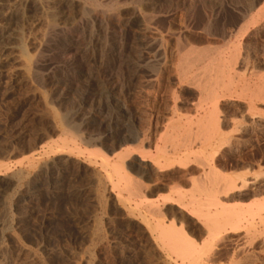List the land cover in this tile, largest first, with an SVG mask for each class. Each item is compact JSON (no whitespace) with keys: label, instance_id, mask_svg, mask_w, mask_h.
<instances>
[{"label":"rangeland","instance_id":"obj_1","mask_svg":"<svg viewBox=\"0 0 264 264\" xmlns=\"http://www.w3.org/2000/svg\"><path fill=\"white\" fill-rule=\"evenodd\" d=\"M263 87L264 0H0V264H264Z\"/></svg>","mask_w":264,"mask_h":264},{"label":"bare ground","instance_id":"obj_2","mask_svg":"<svg viewBox=\"0 0 264 264\" xmlns=\"http://www.w3.org/2000/svg\"><path fill=\"white\" fill-rule=\"evenodd\" d=\"M195 58L197 59V57H195ZM190 60H191V59H190ZM185 62H186V61H185ZM189 62H190V61H189ZM189 62H188V63H189ZM190 63H191V62H190ZM193 63H194V61H193ZM182 65H183V64H182ZM191 65H192V64H191ZM192 66H193V65H192ZM184 71H185V70H184ZM183 74H184V73H183ZM263 88H264V87H263ZM263 90H264V89H263ZM213 91H214V90H213ZM262 94H263V93H262ZM211 96H212V94H211ZM256 96H257V95H256ZM208 97H209V96H208ZM252 97H253V96H252ZM206 98H207V97H206ZM209 98H210V97H209ZM255 100H256V99H255ZM173 114H174V113H173ZM208 114H209V113H208ZM208 118H209V116H208ZM199 119H200V118H199ZM201 122H203V121H201ZM201 122H200V123H201ZM200 123L197 122V124H200ZM207 123L209 124V122H207ZM213 123H214V122H213ZM207 127H208V126H207ZM207 127H206V128H207ZM206 128H205V129H206ZM198 130H199V129H198ZM206 132H207V131H206ZM199 135H200V134H199ZM189 138H190V137H189ZM199 141H200V140H199ZM205 141H206V140H205ZM184 143H185V142H184ZM192 143H193V142H192ZM198 143H199V142H198ZM203 143H204V142H203ZM189 144H191V141L189 142ZM181 145H182V144H181ZM190 146H191V145H190ZM185 147H186V146H185ZM188 147H189V146H188ZM191 149H193V147H192V148H191V147H189V148H185L184 151H186V152H188L189 150L192 151ZM181 151H182V150H181ZM164 152H165V151H164ZM164 152H163V153H164ZM179 153H180V152H179ZM181 153H182V152H181ZM188 153H189V152H188ZM188 153H187V154H188ZM173 154H174V153H173ZM187 154H186V156H184V157H181L182 155H181V156H176V157H173V156L171 157V155H169L170 157H168V156L165 157V158L163 159V160H164V164H161L160 168H167V167H169V166H173L174 163H176V162H178V163H179V162H182L183 159H184V161H185V160H189L190 158H189L188 156H190L191 154H190V155H187ZM178 160H179V161H178ZM189 161H190V160H189ZM195 161H196V160H195ZM187 162H188V161H187ZM162 163H163V162H162ZM188 163H189V162H188ZM202 163H203V162H200L201 165H202ZM176 164H177V163H176ZM190 164H191V163H190ZM211 170H212V169H210V171H211ZM210 171H209V172H210ZM136 173H137V172H136ZM212 173H213V172H212ZM204 174L206 175V173H204ZM208 174H209V173H208ZM208 174H207V175H208ZM150 175H151V174H150ZM211 176H212V175H211ZM209 177H210V175H209ZM196 178H197V177H196ZM200 178H201V177H200ZM204 178H205V177H204ZM181 179H182V178H181ZM186 179H187V178H186ZM211 179H212V178H211ZM222 179H223V178H222ZM192 181H193V180H192ZM187 182H189V181H187ZM211 182H212V181H211ZM211 182H210V184H211ZM197 183H198V182H197ZM216 183H217V181H216ZM180 184H181V183H180ZM191 185H192V182H191ZM202 185H203V183H202ZM206 186H207V185H206ZM210 186H211V185H210ZM194 187H195V186H194ZM208 187H209V185H208ZM211 188H212V187H211ZM215 190H216V189H215ZM218 191H219V190H218ZM209 195H210V193H209ZM211 197H213V196H211ZM195 203H196V202H195ZM152 208H153V207H152ZM148 212H150V211H148ZM153 212H154V211H153ZM191 213H192V212H191ZM191 213L188 214V215L192 216ZM192 214H193V213H192ZM193 217H194V216H193ZM171 224H172V223H171ZM234 225H235V224H234ZM175 227H176V226H175ZM161 229H162V228H160V230H161ZM213 229H214V228H213ZM213 229H211V230H213ZM170 230H171V229H170ZM170 230H169V231H170ZM176 230H177V229H176ZM165 231H166V230H165ZM175 233H176V232H175ZM180 233H181V232H180ZM165 234H166V233H165ZM165 234H164V235H165ZM162 235H163V234H162ZM172 235H173V234H172ZM172 235H171V236H172ZM171 236H170V237H171ZM177 236H178V235H177ZM162 238H163V237H162ZM165 239H166V238H164V240H165ZM167 241H168V240H167ZM167 241H166V242H167ZM174 241H175V240H174ZM186 241H188V240H186ZM177 242H179V241H177ZM177 242H176V244H177ZM174 243H175V242H174ZM183 244H186V242L183 243ZM183 244H182V245H183ZM168 245H169V244H168ZM174 245H175V244H174ZM174 245H173V246H174ZM173 246H172V247H173ZM179 246H180V245H179ZM188 246L190 247V245H188ZM181 247H182V246H181ZM179 248H180V247H179ZM201 248H202V247H201ZM190 249H191V248H190ZM190 249H189V252H190ZM243 250H244V249H243ZM184 251H185V250H184ZM193 252H194V251H193ZM178 254H179V253H178ZM178 254H177V255H178ZM182 254H183V253H182ZM187 254L189 255V253H187ZM190 254H191V253H190ZM183 256H184V255H183ZM189 263H190V262H189Z\"/></svg>","mask_w":264,"mask_h":264}]
</instances>
